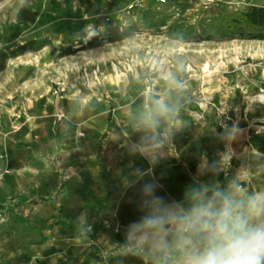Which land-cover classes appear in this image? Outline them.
I'll list each match as a JSON object with an SVG mask.
<instances>
[{"label": "crops", "instance_id": "0c3cea01", "mask_svg": "<svg viewBox=\"0 0 264 264\" xmlns=\"http://www.w3.org/2000/svg\"><path fill=\"white\" fill-rule=\"evenodd\" d=\"M142 72L119 74L109 68L104 73L94 65L92 74H86L88 84H102L99 89L107 92V99L86 88L69 89L61 100L40 97L19 104L21 113L27 110V121L0 123V168L9 171L0 180V215L5 217L0 224V264H24L33 256L53 264L58 261L51 258L54 249L71 245L79 250L93 245L97 264H118L113 246L124 241L127 225L142 215L138 189L145 181L160 185L158 195L180 200L193 177L213 179L198 174L202 158L228 159V167L215 177L221 182L242 167L264 163V133L255 135L257 127L264 128V104L253 100L264 84H236L227 96H209L213 106L196 116L202 100L208 101L205 92L197 97L196 84H157L151 92L139 80ZM259 75L264 80V71ZM153 95L179 103L183 129L164 149L167 155L150 165L143 156L130 155L128 147L140 136L133 126L136 115ZM58 113L66 116L61 124L53 119ZM229 130L233 138L222 139ZM133 169L149 174L125 191L123 177ZM256 180L264 186V174L257 173ZM85 213L90 231L83 225ZM55 223L82 234L78 242L75 236L58 241ZM103 254H110L109 260ZM123 264L141 262L128 257Z\"/></svg>", "mask_w": 264, "mask_h": 264}, {"label": "rangeland", "instance_id": "374dc122", "mask_svg": "<svg viewBox=\"0 0 264 264\" xmlns=\"http://www.w3.org/2000/svg\"><path fill=\"white\" fill-rule=\"evenodd\" d=\"M262 4L264 0H0V123L27 121V110L21 113L19 104L40 97L61 100L69 89L86 88L107 99V92L99 89L102 84H88L86 74H92L94 65L104 73L109 68L119 74L141 69L139 80L151 92L169 81L175 87L196 84L197 97L204 92L208 96L201 102L208 108L213 106L210 97L227 96L236 84H264L259 75L264 71V41L230 39L212 26L227 14ZM86 26H94L95 35L104 40L126 37L60 58L61 48H79L89 39ZM53 119L61 124L66 116L58 113ZM4 221L0 215V224ZM54 235L58 241L75 236L77 243L82 234L55 223ZM81 250L76 245L55 248L51 258L58 261L53 264H97L93 245ZM104 256L109 260L111 255ZM42 259L33 256L24 264H43Z\"/></svg>", "mask_w": 264, "mask_h": 264}, {"label": "clouds", "instance_id": "9594fccd", "mask_svg": "<svg viewBox=\"0 0 264 264\" xmlns=\"http://www.w3.org/2000/svg\"><path fill=\"white\" fill-rule=\"evenodd\" d=\"M93 29L86 26L85 36H95ZM168 83L175 87L174 81ZM179 113L178 102L151 96L136 115L133 126L140 136L129 145V154L143 156L150 165L158 163L183 129ZM234 135L229 130L221 138ZM228 163L226 157L216 162L202 158L198 174H211L213 179L193 177L180 200L158 195L160 185L155 181L141 184L142 215L127 225L124 241L113 246L118 264L128 257L141 264H264V186L256 180L257 173L264 174V163L242 167L223 182L216 180ZM148 174L133 169L123 177L124 190L134 189ZM81 217L90 231L86 213Z\"/></svg>", "mask_w": 264, "mask_h": 264}, {"label": "trees", "instance_id": "16d2710c", "mask_svg": "<svg viewBox=\"0 0 264 264\" xmlns=\"http://www.w3.org/2000/svg\"><path fill=\"white\" fill-rule=\"evenodd\" d=\"M212 26L218 28L222 36L230 39L238 37L247 40L264 41V4L249 5L237 12L227 14L212 21ZM203 32L202 34H205ZM126 36L107 38L108 42L123 40ZM98 35L90 37L80 44L79 48L72 45L61 48L59 57L75 56L77 53L102 47L107 41ZM4 60V58H3Z\"/></svg>", "mask_w": 264, "mask_h": 264}, {"label": "built area", "instance_id": "2783aa9c", "mask_svg": "<svg viewBox=\"0 0 264 264\" xmlns=\"http://www.w3.org/2000/svg\"><path fill=\"white\" fill-rule=\"evenodd\" d=\"M261 95H264V91L261 92ZM256 129H257V130H256V132H255V135H259V134H261V133H264V128H262V127H257ZM7 174H9V171H8V170H6V169L3 170V169L0 168V180L3 179V177H4L5 175H7Z\"/></svg>", "mask_w": 264, "mask_h": 264}, {"label": "bare ground", "instance_id": "6f19581e", "mask_svg": "<svg viewBox=\"0 0 264 264\" xmlns=\"http://www.w3.org/2000/svg\"><path fill=\"white\" fill-rule=\"evenodd\" d=\"M253 100L256 101V102H260V103L264 104V95H256V96L253 97ZM201 106H202L203 109L206 108V104L205 103H201Z\"/></svg>", "mask_w": 264, "mask_h": 264}]
</instances>
